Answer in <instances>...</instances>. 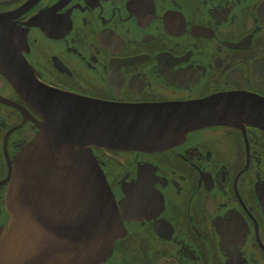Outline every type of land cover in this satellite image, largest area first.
<instances>
[{
	"label": "flooded vegetation",
	"instance_id": "obj_1",
	"mask_svg": "<svg viewBox=\"0 0 264 264\" xmlns=\"http://www.w3.org/2000/svg\"><path fill=\"white\" fill-rule=\"evenodd\" d=\"M0 17V232L10 166L48 120L35 81L171 108L180 125L139 148H92L126 230L99 264H264V128L187 120L218 98L264 102V0H0Z\"/></svg>",
	"mask_w": 264,
	"mask_h": 264
},
{
	"label": "water",
	"instance_id": "obj_2",
	"mask_svg": "<svg viewBox=\"0 0 264 264\" xmlns=\"http://www.w3.org/2000/svg\"><path fill=\"white\" fill-rule=\"evenodd\" d=\"M6 23L0 17V48L10 45ZM22 88L40 109L47 105L49 113L10 166V219L0 232V254L6 255L0 264H99L126 230L92 148H139L171 133L177 119L171 108L87 101L35 81ZM232 97L214 101L217 107L209 116L188 117L189 127L247 117L264 128L261 99ZM41 201L43 220L35 214Z\"/></svg>",
	"mask_w": 264,
	"mask_h": 264
}]
</instances>
